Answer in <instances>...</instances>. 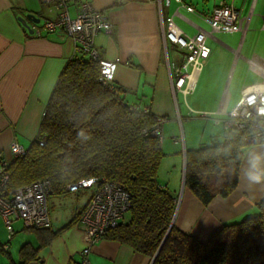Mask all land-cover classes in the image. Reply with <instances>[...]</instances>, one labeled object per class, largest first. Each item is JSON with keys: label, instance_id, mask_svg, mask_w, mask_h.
<instances>
[{"label": "crops", "instance_id": "1", "mask_svg": "<svg viewBox=\"0 0 264 264\" xmlns=\"http://www.w3.org/2000/svg\"><path fill=\"white\" fill-rule=\"evenodd\" d=\"M73 1L69 9L71 16H74L76 4L80 2L91 3L107 15L112 30L95 36L94 49L100 59L119 58L122 61L115 72L114 84L125 91V99L129 103L149 107L155 116L163 118L161 150L164 157L160 168L164 164L167 168L164 180L158 179L157 174V181L175 200L173 226L204 243L224 225L255 214L256 205L264 199V182L252 183L249 173L254 165L257 169H264V159H258L264 157V145L247 148L235 189L227 197L213 198L206 206L184 185V171L185 151L200 147L208 122L221 126L220 135L222 125L214 121L226 118L241 99L244 88L260 87L264 83V0H184L194 8V13L187 12L170 0L168 7L164 8V15L172 17L174 23L188 26L190 32L180 29L187 36L193 37L200 30L210 34L205 41L210 55L190 94L194 96L193 106L185 98L183 111L177 107L176 95H173L171 88L176 75L167 63L175 64V61L167 57L168 41H163L157 0H120L118 3L117 0ZM221 3L233 5L247 20L243 37L240 33L211 34L202 21V17ZM29 14L39 19V23L27 20ZM56 16L57 11L52 3L0 0V161L12 159V144L26 150L35 141L59 74L75 55L74 42L64 33L42 30L37 36L28 31L41 28L44 21H52ZM19 19H23L28 27ZM250 59H254L262 72L249 67ZM239 66L240 74L246 76L247 83L242 86L238 99L232 105L233 97L228 87ZM200 82L201 90L196 94V86ZM197 113L206 121L201 134L194 133L192 129L194 124L201 122L190 120ZM178 125L183 127L182 147L179 146L180 141L174 142L175 139L179 140L176 136ZM209 133V140L216 136L211 129ZM88 191L82 202L79 196H70L74 192L48 198L51 231L61 229L75 214L83 211L93 194L92 189ZM32 235L36 243L35 247L30 245L37 248L40 242L35 234ZM85 248L86 237L77 223L39 249L37 259L28 264H81ZM87 258L89 264H152L153 261L125 244L103 238L90 248Z\"/></svg>", "mask_w": 264, "mask_h": 264}, {"label": "trees", "instance_id": "2", "mask_svg": "<svg viewBox=\"0 0 264 264\" xmlns=\"http://www.w3.org/2000/svg\"><path fill=\"white\" fill-rule=\"evenodd\" d=\"M124 92L100 82L96 60L82 53L69 59L50 95L37 138L5 168L4 196L44 180L50 182L53 196L66 195L67 186L83 180L113 182L129 194V219L107 230L103 239L129 246L151 258L152 264H264V199L255 214L224 225L204 243L173 226L175 200L157 181L164 157L161 142L149 134L160 117L149 107L129 103ZM244 134L222 130L208 145L185 151L184 185L201 204L227 197L235 189ZM85 208L57 231L31 229L39 246L24 243L18 263L10 264L37 259L39 249L79 223Z\"/></svg>", "mask_w": 264, "mask_h": 264}, {"label": "built area", "instance_id": "3", "mask_svg": "<svg viewBox=\"0 0 264 264\" xmlns=\"http://www.w3.org/2000/svg\"><path fill=\"white\" fill-rule=\"evenodd\" d=\"M41 1L52 3L57 11V16L52 21H44L41 28H33L32 32L37 36L42 30L64 33L74 42L75 54L82 53L97 61L100 82L110 90H114L115 72L122 61L119 58L100 59L94 49L95 36L99 33H110L112 30L107 15L88 2L77 3L75 14L71 16L69 9L70 4L74 3L73 0ZM174 1L187 12H195L194 8L186 4L184 0ZM118 2L120 0H117ZM157 2L160 8L164 43L168 41L187 50L180 66L167 63L169 69L176 75L175 81L171 83L173 95L181 94L185 99L194 91L196 78L210 55V49L205 42L210 34L200 30L193 37L187 36L175 25L172 17L165 16L163 13L170 0H157ZM202 21L209 27L211 34L240 33L243 37L247 28V20L242 18L240 11L231 4L217 5L208 15L202 17ZM248 63L251 69L262 72L254 59L248 60ZM259 86L244 88L241 99L226 115V118L223 121H214L216 124H221L223 130L233 129L245 133L242 139L243 147L240 150L242 155L249 147L264 145V83ZM203 116L208 117V115ZM156 122L149 134L161 142L163 120L158 118ZM145 134H147L146 131ZM174 142L178 143L179 140L175 139ZM39 145L42 146L43 141H39ZM10 153L12 157H21L24 155L25 149L17 144H12ZM8 165L9 161H0V217L9 233L8 237L12 236V224L15 221H20L23 228L27 230L48 228L50 226L48 198L52 193L50 182L48 180L34 182L5 197L4 191L8 181L5 168ZM79 189H93V194L79 220V225L86 237V248L82 252L81 264H89L87 256L90 248L102 239L107 230L115 228L122 221L130 208V198L121 186L109 181H101L97 185L95 179H88L67 186L69 192ZM3 249L6 250V246Z\"/></svg>", "mask_w": 264, "mask_h": 264}, {"label": "rangeland", "instance_id": "4", "mask_svg": "<svg viewBox=\"0 0 264 264\" xmlns=\"http://www.w3.org/2000/svg\"><path fill=\"white\" fill-rule=\"evenodd\" d=\"M176 26L179 29H182L184 31H189L188 26H186L185 24H181L176 22L175 23ZM167 50H168V55L167 57H169L170 61H175V64L177 66H180L181 63L184 61L185 55L187 54V50L184 48H180V46L178 45H174L170 42L167 43ZM242 60H240L239 65H241ZM246 76L240 74V66L238 68L235 69V72L233 73L232 76V80L230 81L229 84V93L232 95V105L235 103V101L238 99L239 97V91L242 88V86L247 83L246 80ZM199 90H201V82L198 84V86H196V94L199 92ZM195 94V95H196ZM194 96L193 95H189L186 97L185 101L190 105L193 106L192 104V98ZM204 100V99H202ZM176 103H177V107L180 109V111H183L184 108V98L181 94H177L176 95ZM231 105V106H232ZM201 114H194L193 118L190 120L193 121H200L201 123L199 124V122H197L196 124L193 125L194 129V133H199L201 134L202 131L204 130V123L206 121H203V119L201 118ZM213 118V117H212ZM209 120V119H207ZM185 123L186 119L183 120ZM208 122V121H207ZM207 131H205L204 134V138L200 140V144L199 146H206L209 144V129H211V131L215 132L216 136L219 135L220 131H221V126H215L212 122H208V126H207ZM187 128V127H186ZM177 133L176 136L179 137V141H180V147H182L183 145V141H181V134H183V127L182 125L177 126L176 129ZM186 133V132H185ZM166 133L164 131V138H163V142L166 141ZM186 148V147H185ZM167 165L164 164L163 167L160 168L159 172H158V179H160L161 181L164 180V176L166 174H164L165 169ZM89 191L88 190H78L77 192L71 193L70 196L76 197L79 196L80 197V202H82L85 198L86 195ZM124 221H127L129 219V214H125L123 217ZM12 228H13V233L11 237H8V232L4 227V224L2 222V219L0 217V264H10L11 262L14 263H18V252L20 247L24 244V243H29L31 244L33 247H35V238H34V232L32 230H24L22 223L21 222H14L12 224ZM6 246V251H2V248Z\"/></svg>", "mask_w": 264, "mask_h": 264}, {"label": "clouds", "instance_id": "5", "mask_svg": "<svg viewBox=\"0 0 264 264\" xmlns=\"http://www.w3.org/2000/svg\"><path fill=\"white\" fill-rule=\"evenodd\" d=\"M258 159H264V157H258ZM249 180L254 184L264 182V169H257L254 165L253 170L249 173Z\"/></svg>", "mask_w": 264, "mask_h": 264}, {"label": "water", "instance_id": "6", "mask_svg": "<svg viewBox=\"0 0 264 264\" xmlns=\"http://www.w3.org/2000/svg\"><path fill=\"white\" fill-rule=\"evenodd\" d=\"M26 19L29 20V21H31V22H34V23H39V19L35 18V16L32 15V14L27 15V16H26ZM19 20H20L21 23H23V25H24L26 28L28 27L27 25H25V21H24L23 19H19ZM28 31H29V33H32L31 29H28ZM165 238H166V237H165ZM156 255H157V254H156ZM156 255H155V257H156ZM155 257H154V258H155Z\"/></svg>", "mask_w": 264, "mask_h": 264}, {"label": "snow or ice", "instance_id": "7", "mask_svg": "<svg viewBox=\"0 0 264 264\" xmlns=\"http://www.w3.org/2000/svg\"><path fill=\"white\" fill-rule=\"evenodd\" d=\"M206 55V54H205Z\"/></svg>", "mask_w": 264, "mask_h": 264}]
</instances>
